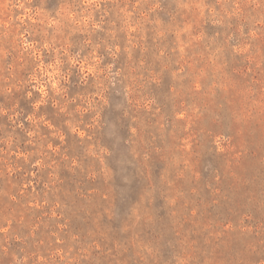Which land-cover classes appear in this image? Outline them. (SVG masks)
I'll return each mask as SVG.
<instances>
[{
    "label": "rangeland",
    "instance_id": "rangeland-1",
    "mask_svg": "<svg viewBox=\"0 0 264 264\" xmlns=\"http://www.w3.org/2000/svg\"><path fill=\"white\" fill-rule=\"evenodd\" d=\"M0 264H264V0H0Z\"/></svg>",
    "mask_w": 264,
    "mask_h": 264
}]
</instances>
